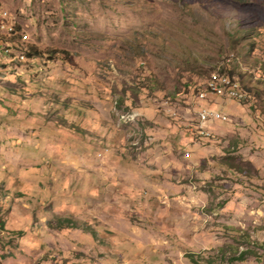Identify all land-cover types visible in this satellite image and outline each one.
Returning <instances> with one entry per match:
<instances>
[{
    "label": "rangeland",
    "instance_id": "obj_1",
    "mask_svg": "<svg viewBox=\"0 0 264 264\" xmlns=\"http://www.w3.org/2000/svg\"><path fill=\"white\" fill-rule=\"evenodd\" d=\"M1 15L0 264H264V0Z\"/></svg>",
    "mask_w": 264,
    "mask_h": 264
},
{
    "label": "bare ground",
    "instance_id": "obj_2",
    "mask_svg": "<svg viewBox=\"0 0 264 264\" xmlns=\"http://www.w3.org/2000/svg\"><path fill=\"white\" fill-rule=\"evenodd\" d=\"M5 22H0V30L2 31L3 29H5V31H6V33H8V34H13V32H14V30H13V28L12 27H8V28H5V24H4ZM9 45H7L6 47H5V51H8L9 52ZM10 53H13L11 50H10ZM18 57H20L21 59L23 58V56H18ZM231 83H233V82H231V80L228 78V77H226V76H218V77H216V76H214L213 77V79L211 80V81H209V83L207 84L208 86H206V89H207V93H208V89H210V92H216V93H221V91H222V89L224 88V87H227L228 89L229 88H232V90L233 89H235V88H237L238 89V84H234V86H231L230 84ZM242 90V89H241ZM238 93L240 94V95H237V100H240V99H242L244 96H245V94H244V92L242 91H240V90H238ZM206 94V93H205ZM204 94V92H202L201 94H200V96L202 97L203 95H205ZM204 99V98H203ZM235 99V98H234ZM203 109H205V108H203ZM219 112V111H218ZM217 112V114H218V117H219V119H221L222 118V116H221V114L220 113H218ZM128 115V114H127ZM200 117H201V119H202V122H206V121H209V120H217V119H215L214 118V116L208 111V110H204L203 112H201L200 113ZM224 118V117H223ZM201 121V120H200ZM199 125V124H198ZM202 127V126H201Z\"/></svg>",
    "mask_w": 264,
    "mask_h": 264
},
{
    "label": "trees",
    "instance_id": "obj_3",
    "mask_svg": "<svg viewBox=\"0 0 264 264\" xmlns=\"http://www.w3.org/2000/svg\"><path fill=\"white\" fill-rule=\"evenodd\" d=\"M8 45V44H7ZM6 45V46H7ZM226 75V74H225ZM227 76H229V75H227ZM229 78L230 79H232L233 81L235 80L234 78H232L231 76H229ZM236 82L238 83V90H240L241 92L243 91L245 94L247 93L246 92V90H245V86H243V84L241 83V81L238 79V81L236 80ZM242 89V90H241ZM203 108H205V107H203ZM206 109V108H205ZM58 225L61 227V228H63V227H72V225H73V221H72V219L70 218V217H61V216H58ZM246 252H244V251H240L239 252V255H238V257H239V259H242L243 258V256H244V254H245ZM187 257H189V259L191 260V261H193V262H199V260L198 259H196L193 255H190V254H188V256ZM233 258V257H232Z\"/></svg>",
    "mask_w": 264,
    "mask_h": 264
},
{
    "label": "built area",
    "instance_id": "obj_4",
    "mask_svg": "<svg viewBox=\"0 0 264 264\" xmlns=\"http://www.w3.org/2000/svg\"><path fill=\"white\" fill-rule=\"evenodd\" d=\"M8 17L9 16L7 15H1L0 22H5V19L7 21ZM207 95L216 96V92H210V89H208V93L203 95L202 97L205 98ZM237 95H240V94L238 93V89L235 88L231 92H229L228 98H237ZM205 108L214 116L215 119L219 120V117L217 114V108H211V107H205Z\"/></svg>",
    "mask_w": 264,
    "mask_h": 264
},
{
    "label": "clouds",
    "instance_id": "obj_5",
    "mask_svg": "<svg viewBox=\"0 0 264 264\" xmlns=\"http://www.w3.org/2000/svg\"><path fill=\"white\" fill-rule=\"evenodd\" d=\"M5 51V50H4Z\"/></svg>",
    "mask_w": 264,
    "mask_h": 264
}]
</instances>
